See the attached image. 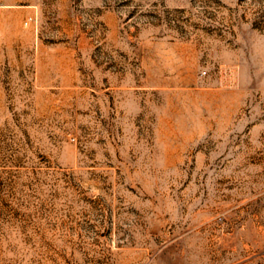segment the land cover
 I'll use <instances>...</instances> for the list:
<instances>
[{"label":"rangeland","instance_id":"1","mask_svg":"<svg viewBox=\"0 0 264 264\" xmlns=\"http://www.w3.org/2000/svg\"><path fill=\"white\" fill-rule=\"evenodd\" d=\"M0 264H264V0H0Z\"/></svg>","mask_w":264,"mask_h":264}]
</instances>
